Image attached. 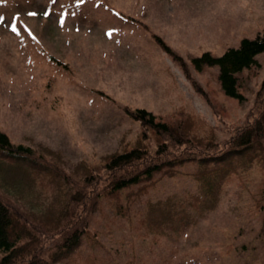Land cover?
<instances>
[{"label":"rangeland","instance_id":"rangeland-1","mask_svg":"<svg viewBox=\"0 0 264 264\" xmlns=\"http://www.w3.org/2000/svg\"><path fill=\"white\" fill-rule=\"evenodd\" d=\"M263 30L264 0H0V131L75 176L84 163L142 136L123 107L167 122L183 111L191 117L181 122L186 137L222 143L249 115L264 79V53L238 74L242 102L223 94L216 67L197 72L189 60L204 51L219 56ZM175 169L172 176L156 175L132 203L125 196L137 186L122 191L128 215L103 200L70 252L54 243L56 236L43 238L41 257L61 264H264V211L256 207L264 167L255 163L230 176L218 205L188 226L176 218L181 211L196 216L191 196L198 183L186 174L196 164L180 160ZM64 184L42 186V199L14 202L16 213L43 224L39 213L58 206L61 186L73 187ZM168 197L176 228L165 214L148 212ZM16 226L31 233L23 219Z\"/></svg>","mask_w":264,"mask_h":264},{"label":"trees","instance_id":"trees-1","mask_svg":"<svg viewBox=\"0 0 264 264\" xmlns=\"http://www.w3.org/2000/svg\"><path fill=\"white\" fill-rule=\"evenodd\" d=\"M156 40L163 50L170 52L161 39L156 37ZM262 53L264 30L252 39H241L237 47L227 48L219 56L204 51L190 58L189 63L197 72L216 67L223 94L242 102L244 97L239 92L238 74L257 65L256 57ZM170 54L184 70L187 68L181 57L172 52ZM192 85L200 92L198 85ZM123 112L138 122L142 136L137 137L133 144L123 145L102 156L95 164L84 163L80 176L58 171L54 164H51L52 167L48 163L51 161L46 159L42 151L38 153L27 145L14 143L0 131V264H61L41 257L39 247L43 238L56 236L54 243L57 241L58 246L70 252L79 246L93 213L99 210L103 200L115 203L114 208L119 214L128 215L130 206L128 204L124 210L121 208L120 193L137 186L135 191L125 196L132 203L154 184L156 175H174V167L180 160L184 165L189 162L196 164V169L186 174L198 183L197 194L191 196L196 216L181 211L176 220L182 226L194 223L205 211L213 210L218 205L222 186L232 176L247 172L255 163L264 167V79L256 92L248 117L222 143L214 142V137H186L181 122L184 123L185 118L190 116L183 111L170 122L158 119L143 108L123 107ZM61 180L73 187L65 191L61 186L58 206L54 209L48 206L39 213L43 224L16 213L18 211L14 202H21L26 195L42 199L46 193L41 189L42 186H52L54 183L59 186ZM258 195L256 207L264 211V180ZM172 203L171 197H168L153 203L148 212L165 214L172 226ZM30 205L31 210L36 206L34 203ZM49 214H52V218ZM48 215L50 219L45 217ZM22 219L23 225L31 226V233L23 235V231L17 228L16 223ZM34 220L39 221L36 217ZM23 236L29 237V243L21 242Z\"/></svg>","mask_w":264,"mask_h":264},{"label":"snow or ice","instance_id":"snow-or-ice-1","mask_svg":"<svg viewBox=\"0 0 264 264\" xmlns=\"http://www.w3.org/2000/svg\"><path fill=\"white\" fill-rule=\"evenodd\" d=\"M13 31H15V28L13 27Z\"/></svg>","mask_w":264,"mask_h":264}]
</instances>
